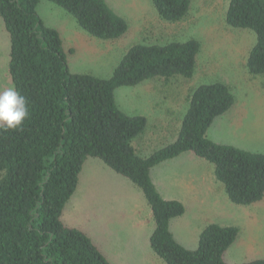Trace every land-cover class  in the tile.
<instances>
[{
	"label": "trees",
	"instance_id": "trees-1",
	"mask_svg": "<svg viewBox=\"0 0 264 264\" xmlns=\"http://www.w3.org/2000/svg\"><path fill=\"white\" fill-rule=\"evenodd\" d=\"M39 1L0 0L10 80L29 107L19 129H0V264H111L85 232L61 219L87 157L100 159L142 193L153 223L148 244L163 264H264V258L224 260L238 234L232 225L206 223L195 248L179 243L170 222L185 207L164 199L151 178L154 166L191 152L212 165L233 204L263 199L264 153L217 143L206 134L233 105L229 87L214 82L188 91L175 139L146 155L132 145L145 130L146 117L125 113L114 98L116 88L144 80L191 78L199 41L133 43L106 78L72 72L59 32L37 15ZM48 1L92 37L114 40L127 30L125 19L105 0ZM151 1L158 16L170 23L182 20L191 3ZM223 20L228 27L255 33L245 67L252 76L264 74V0H228Z\"/></svg>",
	"mask_w": 264,
	"mask_h": 264
},
{
	"label": "rangeland",
	"instance_id": "rangeland-1",
	"mask_svg": "<svg viewBox=\"0 0 264 264\" xmlns=\"http://www.w3.org/2000/svg\"><path fill=\"white\" fill-rule=\"evenodd\" d=\"M105 1L127 23L125 34L118 39L90 36L70 14L48 0H40L36 6L42 22L59 32L72 72L109 77L133 43L162 44L194 38L200 44L191 78L148 79L135 86L115 89V101L125 113L143 114L147 119L145 130L132 140L138 154L146 155L172 142L186 109L187 92L200 84L214 82L229 87L236 111L229 110L216 118L206 132L207 137L217 143L264 153V74L252 76L245 67L248 50L256 36L249 29L224 24L228 0H190L189 13L176 23L162 20L151 0ZM8 51V34L0 18V88L12 84ZM155 171L159 180H163L159 185L163 195L169 191L175 196L172 199L183 200L185 213L180 218L185 216L186 222L176 218L171 226L183 246L195 248L197 231L208 222L233 223L227 211L237 205L226 197L210 163L184 152L156 165L154 174ZM189 177L193 180L195 195L173 187ZM170 181L174 182L173 186ZM149 215L148 205L138 188L100 159L87 157L61 219L66 225L90 235L111 264H163L148 245L153 225ZM260 219L264 224V216ZM234 252L231 249L226 258L242 257L241 253Z\"/></svg>",
	"mask_w": 264,
	"mask_h": 264
},
{
	"label": "crops",
	"instance_id": "crops-1",
	"mask_svg": "<svg viewBox=\"0 0 264 264\" xmlns=\"http://www.w3.org/2000/svg\"><path fill=\"white\" fill-rule=\"evenodd\" d=\"M233 107H234V104H233L232 108H230L229 110L234 109V111H236V108H233ZM167 161H169V160H167ZM164 162H166V161H164ZM153 168L151 170V178H152V181L155 184L157 190L160 192L161 196L164 199L174 198L175 196H173L171 193H169V191L167 193H165V194H167L166 196L163 195V193L161 192V189L159 188V185L162 184L163 180H159V178L156 176V171H155V174L153 173ZM154 175H155V177H154ZM162 179H163V176H162ZM170 182H171V185L173 186L174 182H172V181H170ZM184 182H185V184H184ZM175 183H177V182H175ZM191 185H193V180L190 179V177H189V179L180 181L179 186L175 185L173 187H176V190L181 188L183 191L187 192L188 194L195 195L196 193L194 192V189ZM178 199L180 200V202L183 203V200L181 198H178ZM227 214L231 215V216H227V217H229V220L231 222H233L232 224H228V225L236 226L238 228V234H237L235 241L228 247L227 251L225 252L224 260L228 263H239V262L247 261V260L254 259V258H264V224L262 223V221L260 219L261 216H264V200L262 199L256 203L250 205L249 207H243L241 205H237L235 209L233 208L232 210L227 211ZM182 216H180V217H182ZM149 217L151 218L150 215H149ZM180 217H178V219ZM184 217L180 218L179 220L186 222V219H184ZM231 217H234V221L232 220ZM240 217H242L243 219L240 220ZM173 220L174 219H172L170 222V229H171V232L173 233L175 239L180 243L179 239L176 237L175 231L171 227ZM203 226H201L198 229V231H197L198 234H199V232ZM152 228H153V225H152ZM83 232H85V231H83ZM88 236L90 237V235H88ZM231 249H234V251H235L233 254L237 255L238 253H241L240 255L242 257L237 258V260L227 259L226 255H227V253H229V251H231ZM231 260H233V261H231Z\"/></svg>",
	"mask_w": 264,
	"mask_h": 264
},
{
	"label": "clouds",
	"instance_id": "clouds-1",
	"mask_svg": "<svg viewBox=\"0 0 264 264\" xmlns=\"http://www.w3.org/2000/svg\"><path fill=\"white\" fill-rule=\"evenodd\" d=\"M28 116V102L15 85L0 88V129H19Z\"/></svg>",
	"mask_w": 264,
	"mask_h": 264
}]
</instances>
